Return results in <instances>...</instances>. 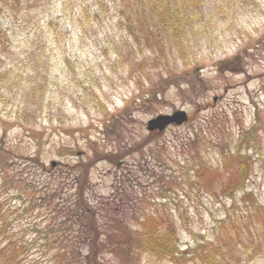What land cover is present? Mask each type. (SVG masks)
Listing matches in <instances>:
<instances>
[{
	"label": "rangeland",
	"instance_id": "374dc122",
	"mask_svg": "<svg viewBox=\"0 0 264 264\" xmlns=\"http://www.w3.org/2000/svg\"><path fill=\"white\" fill-rule=\"evenodd\" d=\"M20 3L2 14L0 24L7 38L0 42V149L6 151L0 159L7 166L5 177L0 174V202L6 201L13 215L26 210L13 223L15 232L33 224L36 228L45 225L48 202L53 204L54 199L41 189L61 169L54 166L50 170V164H67L63 177L55 182L57 189L66 192L65 199L69 198L67 192L76 193V198L86 193L94 203L91 211L98 215L125 201L118 213L119 220L126 221L124 233L134 231L145 237L147 232L158 236L175 230L181 258L140 255L137 264H199L193 254L199 247L207 253L206 239H211L216 222L231 215L232 206L241 211L245 208L241 193L232 202L206 197L200 180L186 168L183 155L174 153L181 144L186 146L184 139L195 135L203 122L209 123L212 137L209 150L199 157L215 167L220 176L215 182L219 184V179L224 184L240 176L231 172L229 163L227 168L221 167L220 148L225 147L227 153L246 163L249 179L244 195L249 196L245 201L264 205V0L209 5L208 10L222 8L213 15L205 13V24L195 25L198 42L192 38L189 43L187 38L183 56L166 55L144 38L143 46L152 54L142 64L148 80L140 74L136 61L130 71L113 56L116 42L125 39L115 28L114 11L109 10L98 28L90 25V19L82 29L78 9L83 0ZM47 18L54 20L51 37L38 36L40 48L28 59L38 54L48 66L33 78L28 68L32 65H27L24 55L26 39ZM93 28L98 30L96 34ZM59 36L61 41L54 43ZM39 43L36 40L34 46ZM156 55L159 57L150 63ZM176 111L189 116L185 127L170 126L161 133L146 130L149 120ZM80 169L88 171L80 172L77 193L69 177ZM28 181L36 186L18 196ZM128 181L142 185L137 184L126 198L119 189ZM33 200L36 208L32 209L28 203ZM135 200L146 212L138 218L140 227L133 222ZM241 213L238 210L235 216ZM227 224L243 228L238 220ZM121 231L114 230L110 237L125 239ZM37 235L26 231L24 239L31 241ZM82 237H77L78 242ZM44 240L38 245L51 241L47 236ZM51 254L34 261L58 264L60 256L51 258Z\"/></svg>",
	"mask_w": 264,
	"mask_h": 264
},
{
	"label": "trees",
	"instance_id": "16d2710c",
	"mask_svg": "<svg viewBox=\"0 0 264 264\" xmlns=\"http://www.w3.org/2000/svg\"><path fill=\"white\" fill-rule=\"evenodd\" d=\"M103 1L95 0L93 2L94 5H98L99 12L103 11L104 8V11L108 9L107 6L104 7L101 3ZM111 1L114 10L119 14V24L122 26L121 31L128 34L124 45L117 47L118 49H116L114 54L124 62L130 63L132 60L139 58L142 52L140 50H145L143 46L144 38H147V41L151 43V47H156L159 51L162 50L166 53L176 51L181 54L180 56L186 54L184 44H187V38H194L198 35L193 29L200 21L199 16L202 14V6L207 0ZM232 1L236 0H227L221 3H225L228 6ZM20 4V0H0V18L2 12L12 11ZM81 7L83 8L82 4ZM88 9L83 8L80 12L86 16L90 14ZM52 22L53 19L47 18L44 26H38L39 30L34 35H29L26 39L25 60H27V65H32L30 67L35 66L36 71L39 65L41 68L46 69L47 66L42 64L47 62L38 54H35L31 59H28V56L34 52V49L40 48L41 42L37 47L34 46V42L36 40L42 41L38 39V36L41 35L40 32L47 27L50 28ZM0 30L1 42L6 38V34L1 25ZM194 32L195 34H193ZM46 36H49L48 38L51 37L49 33ZM60 41L61 38L56 37L54 43H59ZM128 58H130L129 61H127ZM140 59L143 60L145 57ZM4 78L2 77V79ZM193 147L192 149L194 150ZM183 150L186 153L190 152L184 147ZM5 153L6 151L0 149V157L5 155ZM185 159H187L185 161L186 168L192 169L193 175L200 180L207 194L206 197L219 201L231 199L230 202H232L236 195L241 193L244 198L240 199V202L245 206L243 208L244 211L232 206L230 208L232 210L231 215L227 214L223 220H216L215 230L210 231L213 234L211 239H206L207 253H205L204 247H199L193 254L196 262L199 264H264V205L257 202L254 203L252 200L245 201L247 196H249V194L244 195L247 188V180L249 179L245 173L246 163L236 155L230 159L223 156L220 163L221 167L227 168L225 167L228 166L226 163H229L231 166L228 167L231 172L240 176L235 178V180H227L224 184L218 179L219 184H217L215 179L220 176L215 172V168H210L204 161L201 165L196 153L190 154ZM66 165H58L61 169L57 171V176H54V179L50 182L51 184L44 183L41 189V193H45L49 198L54 199L53 204L52 201L48 202L50 203L48 205L50 209L47 208V210L50 213L44 226L36 228V225L33 224L32 228L22 227L15 232L13 223L18 218H22V214L26 210L24 209L20 215H13L10 208L6 207L8 203L6 201L0 202V264H30L32 262L34 264L35 257H46L49 252L52 253L50 255L51 258H55L57 254L60 256L58 258L59 263L61 262L60 264H103L105 261L110 263V260L116 261L118 264H137L139 262L137 258L140 255H166V257L174 259H179L183 256L177 250L178 236L176 233L174 234L175 230L170 231V233L159 234L158 236L147 232L145 237L141 233H135L134 231L132 233H124L123 225L126 221L124 218L119 220L118 213L120 212L119 208L123 207L125 201L117 206H110L111 210L108 213H100L98 215L91 211L90 206H93L94 203L87 198L86 193H83V198L82 195L76 198V193L67 192L69 198L65 199L64 193L66 192H62L60 188L57 189L55 182L63 177L62 174L65 172ZM6 168V163L3 159H0V174L3 177L6 175ZM85 171L88 170L86 169ZM85 171L80 169L78 173L69 177L70 181L74 182V192L78 190L80 172ZM156 176L153 174V177ZM5 181L6 179L2 180L3 183ZM28 182L26 189H21L22 192L20 191L18 196L22 197L29 189L36 186L35 182ZM133 184L134 181H128L120 186L119 190L124 192L126 198L130 190H134L137 184L142 185L139 182L134 186ZM140 196L143 198L145 195ZM134 202L131 206L135 216L133 222L134 225H138V218L145 216V210L142 203L136 200ZM28 205L32 209L36 208L34 200L29 202ZM238 210L242 213L236 217L235 213ZM105 217L106 219H104ZM237 220L243 222V228L240 225H230V222H236ZM227 223H229L230 227ZM138 226L140 227L141 223ZM114 230H122L121 232L124 233L123 237L125 236V239L119 240L115 237H110ZM26 231H35L38 235L31 241L25 240ZM18 235L21 237H18ZM46 236L51 241H46L45 246L38 245L39 242L45 241ZM79 236L83 237L78 242L77 237ZM60 240L63 242H60ZM38 251L40 253H37ZM206 258L208 261H206Z\"/></svg>",
	"mask_w": 264,
	"mask_h": 264
},
{
	"label": "water",
	"instance_id": "95a60500",
	"mask_svg": "<svg viewBox=\"0 0 264 264\" xmlns=\"http://www.w3.org/2000/svg\"><path fill=\"white\" fill-rule=\"evenodd\" d=\"M185 114L184 113H176L173 116H165V117H157L156 119H153V121H150L148 125V129L150 131L154 130L155 128H158L159 130H163L166 125L175 123V124H182L185 122Z\"/></svg>",
	"mask_w": 264,
	"mask_h": 264
}]
</instances>
